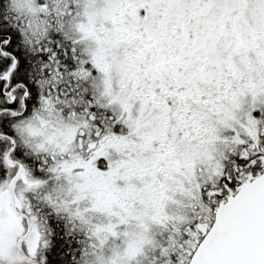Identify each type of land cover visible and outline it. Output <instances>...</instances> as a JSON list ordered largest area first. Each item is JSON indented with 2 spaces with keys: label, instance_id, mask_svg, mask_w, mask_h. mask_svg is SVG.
Listing matches in <instances>:
<instances>
[{
  "label": "snow or ice",
  "instance_id": "obj_1",
  "mask_svg": "<svg viewBox=\"0 0 264 264\" xmlns=\"http://www.w3.org/2000/svg\"><path fill=\"white\" fill-rule=\"evenodd\" d=\"M0 264H264V0H0Z\"/></svg>",
  "mask_w": 264,
  "mask_h": 264
}]
</instances>
